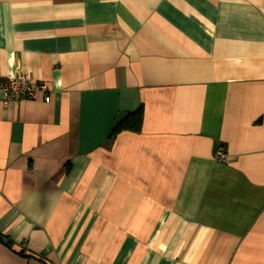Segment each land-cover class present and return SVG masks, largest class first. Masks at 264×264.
Instances as JSON below:
<instances>
[{
  "label": "crops",
  "instance_id": "1",
  "mask_svg": "<svg viewBox=\"0 0 264 264\" xmlns=\"http://www.w3.org/2000/svg\"><path fill=\"white\" fill-rule=\"evenodd\" d=\"M19 72L0 264H264V0H0Z\"/></svg>",
  "mask_w": 264,
  "mask_h": 264
},
{
  "label": "built area",
  "instance_id": "2",
  "mask_svg": "<svg viewBox=\"0 0 264 264\" xmlns=\"http://www.w3.org/2000/svg\"><path fill=\"white\" fill-rule=\"evenodd\" d=\"M45 94V101L49 102V88L46 83L33 81L26 72H19L16 75L6 77L0 76V101L5 107L10 106L18 99H31L37 93ZM220 161L226 160V154L222 151L217 153Z\"/></svg>",
  "mask_w": 264,
  "mask_h": 264
},
{
  "label": "trees",
  "instance_id": "3",
  "mask_svg": "<svg viewBox=\"0 0 264 264\" xmlns=\"http://www.w3.org/2000/svg\"><path fill=\"white\" fill-rule=\"evenodd\" d=\"M143 115L144 109L140 107L137 111L128 113L123 119H121L111 134V138L113 139L118 133L122 131L129 132H140L143 126ZM0 241L4 243L8 247H12L13 241L7 236L0 234Z\"/></svg>",
  "mask_w": 264,
  "mask_h": 264
}]
</instances>
